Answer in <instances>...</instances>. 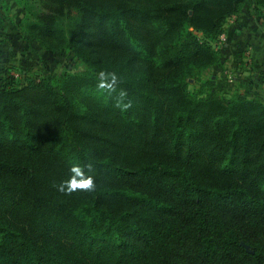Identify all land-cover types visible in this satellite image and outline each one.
Here are the masks:
<instances>
[{
    "label": "trees",
    "instance_id": "1",
    "mask_svg": "<svg viewBox=\"0 0 264 264\" xmlns=\"http://www.w3.org/2000/svg\"><path fill=\"white\" fill-rule=\"evenodd\" d=\"M16 1L82 69L0 77V264H264V103L203 76L264 0Z\"/></svg>",
    "mask_w": 264,
    "mask_h": 264
},
{
    "label": "rangeland",
    "instance_id": "2",
    "mask_svg": "<svg viewBox=\"0 0 264 264\" xmlns=\"http://www.w3.org/2000/svg\"><path fill=\"white\" fill-rule=\"evenodd\" d=\"M16 6L18 10L11 11L12 8L0 3V15L5 19L0 32V77L13 76L16 81L24 82L28 78L51 79L82 69L79 61L64 50H45L35 40L21 34L19 24L25 10L17 1ZM214 45L221 55V64L203 76H214L216 89L222 94L230 96L242 92L264 103L261 79L264 69V14H260L254 5L247 4L240 14L230 19L225 33ZM189 82L191 90L199 85L197 79Z\"/></svg>",
    "mask_w": 264,
    "mask_h": 264
},
{
    "label": "clouds",
    "instance_id": "3",
    "mask_svg": "<svg viewBox=\"0 0 264 264\" xmlns=\"http://www.w3.org/2000/svg\"><path fill=\"white\" fill-rule=\"evenodd\" d=\"M101 80H102V82L99 85L100 88H106V87L111 88L112 85L115 84V82H116V78L113 75L112 76V83H107L104 73H101ZM72 171L76 174V176L83 177V173L81 172V170L79 168H73ZM92 185H93V182H92L91 178L81 179L79 183L75 179L71 182V188H73V189H75L77 187H79V188H91Z\"/></svg>",
    "mask_w": 264,
    "mask_h": 264
},
{
    "label": "crops",
    "instance_id": "4",
    "mask_svg": "<svg viewBox=\"0 0 264 264\" xmlns=\"http://www.w3.org/2000/svg\"><path fill=\"white\" fill-rule=\"evenodd\" d=\"M0 3H5L8 7L12 8L11 11H17L16 1L15 0H0ZM20 10V9H19ZM21 12V11H19ZM2 14V12H0ZM241 20V19H239Z\"/></svg>",
    "mask_w": 264,
    "mask_h": 264
}]
</instances>
